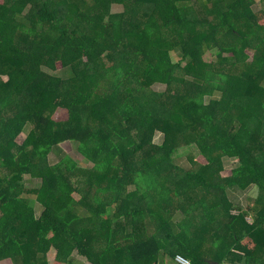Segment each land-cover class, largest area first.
Returning a JSON list of instances; mask_svg holds the SVG:
<instances>
[{"label":"trees","instance_id":"1","mask_svg":"<svg viewBox=\"0 0 264 264\" xmlns=\"http://www.w3.org/2000/svg\"><path fill=\"white\" fill-rule=\"evenodd\" d=\"M0 68V263L261 258L264 0H0Z\"/></svg>","mask_w":264,"mask_h":264},{"label":"rangeland","instance_id":"2","mask_svg":"<svg viewBox=\"0 0 264 264\" xmlns=\"http://www.w3.org/2000/svg\"><path fill=\"white\" fill-rule=\"evenodd\" d=\"M253 8L256 11L259 10V4L258 3L255 4ZM0 70H1V68H0ZM54 75L55 76H61L63 74L60 71H58ZM2 79L5 82L7 81V78L4 76L2 77ZM152 88L157 92H162V91H165V89H166V87L164 85H159V84L152 85ZM193 90H194V87L192 86V83L190 84V86H185V91H189V93H191ZM179 93L183 94V91H180ZM65 117H66V114L62 111H57L55 114L56 120H63V119H65ZM27 133H28V130H26L25 132H23L22 135H20V137L17 140V142L19 144H21L24 141V139L27 136ZM151 137H152L151 142L153 144H156V145H161L165 140L164 134L161 131H159L158 129H155L153 131ZM64 146H65L64 147L65 151H63L62 149H60V150L57 149L50 154L49 162L51 165L57 164L60 160V157H63V155L66 154L67 156H69L73 161H75L81 167L88 169V170L91 169V166L89 164H87L86 161L83 159V157L79 154L78 150L76 149L75 144L69 143V144H65ZM179 154H181V156L177 162L179 167L183 168V167H187V165L189 166L190 162H188L189 160H187L188 156L186 157L182 150L178 153V155ZM193 154H194V152H193ZM235 166H237L236 161L229 160V159L224 160V167H225L226 173H228ZM190 167H191V165H190ZM194 169H196V168H194ZM24 185H25L26 189L37 188L40 185V182L37 180H33L31 182L25 181ZM254 202H255V200H253L252 198H243L244 207H242V209H244L246 206L247 207H250V206L254 207V204H255ZM31 203H32V206L35 208L36 212L38 214H40L41 207L33 199L31 200ZM242 209H235V210L233 209V214L237 215L238 211H240ZM247 222L248 223L251 222V219H247ZM97 240L100 242V245L99 244H95V245L96 246L99 245V247H100L101 244L103 243V240H104L101 234L99 236H97ZM260 254H261V252H260ZM52 257H53V255L51 254L49 257L50 261H52ZM74 258H75L77 264H90L85 260L84 257L78 255V253H76V252H74ZM252 263L253 264H264V253L261 254V258L258 257V260L254 261ZM0 264H10V263L6 262V263H0Z\"/></svg>","mask_w":264,"mask_h":264},{"label":"crops","instance_id":"3","mask_svg":"<svg viewBox=\"0 0 264 264\" xmlns=\"http://www.w3.org/2000/svg\"><path fill=\"white\" fill-rule=\"evenodd\" d=\"M228 197L233 205L234 209H241L244 207L243 198H252L253 200L264 199V193L258 190L255 187H249L244 191L239 190L238 188H231L228 190Z\"/></svg>","mask_w":264,"mask_h":264},{"label":"built area","instance_id":"4","mask_svg":"<svg viewBox=\"0 0 264 264\" xmlns=\"http://www.w3.org/2000/svg\"><path fill=\"white\" fill-rule=\"evenodd\" d=\"M175 261L178 264H189V261L186 258H184V257H182L180 255H176L175 256Z\"/></svg>","mask_w":264,"mask_h":264}]
</instances>
